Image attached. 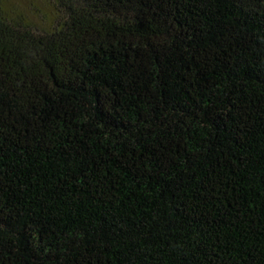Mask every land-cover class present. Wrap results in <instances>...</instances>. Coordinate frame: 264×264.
Masks as SVG:
<instances>
[{"label": "trees", "instance_id": "16d2710c", "mask_svg": "<svg viewBox=\"0 0 264 264\" xmlns=\"http://www.w3.org/2000/svg\"><path fill=\"white\" fill-rule=\"evenodd\" d=\"M0 0V264H264V0Z\"/></svg>", "mask_w": 264, "mask_h": 264}, {"label": "rangeland", "instance_id": "374dc122", "mask_svg": "<svg viewBox=\"0 0 264 264\" xmlns=\"http://www.w3.org/2000/svg\"><path fill=\"white\" fill-rule=\"evenodd\" d=\"M9 4L14 11L29 14L40 23L48 24L55 18V10L48 0H10Z\"/></svg>", "mask_w": 264, "mask_h": 264}]
</instances>
